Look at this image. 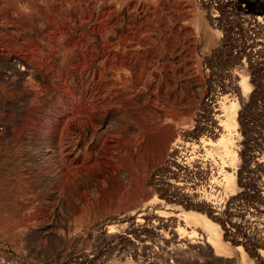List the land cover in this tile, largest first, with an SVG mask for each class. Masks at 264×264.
Wrapping results in <instances>:
<instances>
[{
	"label": "rangeland",
	"instance_id": "1",
	"mask_svg": "<svg viewBox=\"0 0 264 264\" xmlns=\"http://www.w3.org/2000/svg\"><path fill=\"white\" fill-rule=\"evenodd\" d=\"M232 98L217 239L155 224L189 209L151 187V139ZM263 178L264 0H0V264H264Z\"/></svg>",
	"mask_w": 264,
	"mask_h": 264
},
{
	"label": "bare ground",
	"instance_id": "2",
	"mask_svg": "<svg viewBox=\"0 0 264 264\" xmlns=\"http://www.w3.org/2000/svg\"><path fill=\"white\" fill-rule=\"evenodd\" d=\"M232 85L235 88H240L243 94L248 91L250 86L243 76H241L238 86L234 79ZM215 100L218 101V99ZM215 100L211 101V105L209 102L204 104L212 111L210 115L212 121L207 125L189 127V129L181 128L173 135L170 129L165 130L152 138L151 142L149 141L151 143L149 146L150 151L162 155L160 161L162 173H158L154 180L150 182L151 187L161 193L165 200L171 203L169 205L178 204L189 209V211H175L172 209L168 212V215H165L164 211L155 209L158 207L156 204H149L151 206L147 208L148 213L146 214L149 219L154 218L156 220L155 224L161 226L165 224L177 226L181 221L185 222L187 220L202 221L208 233L207 242L210 244L217 239L216 227L210 218L215 219L220 214L218 197L223 191L235 189L237 149L235 144L239 139L235 129L236 120L234 116L237 108L235 98L229 99L228 104H225L226 102L223 99L219 104ZM219 112L222 114L219 115ZM220 116L225 117V119L219 122ZM215 140L217 141L219 155L212 156L215 154L208 151L207 146ZM260 162L261 158L257 159V163ZM262 181L263 187L259 196L264 201V178ZM164 198L162 197V199ZM158 205L168 204L161 202ZM194 210L202 211L203 215L197 214ZM130 215H133L132 212L128 214V216ZM194 233L192 230L188 234L192 237ZM158 235L164 236L161 233ZM188 243H192V241H188ZM260 255L263 257L264 251H260ZM169 262L172 263L171 259Z\"/></svg>",
	"mask_w": 264,
	"mask_h": 264
}]
</instances>
